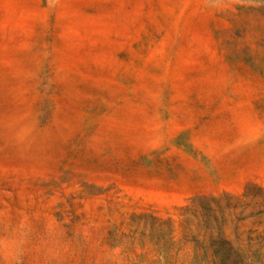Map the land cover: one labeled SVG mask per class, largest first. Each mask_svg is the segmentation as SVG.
Listing matches in <instances>:
<instances>
[{
  "label": "rangeland",
  "instance_id": "1",
  "mask_svg": "<svg viewBox=\"0 0 264 264\" xmlns=\"http://www.w3.org/2000/svg\"><path fill=\"white\" fill-rule=\"evenodd\" d=\"M0 264H264V0H0Z\"/></svg>",
  "mask_w": 264,
  "mask_h": 264
}]
</instances>
